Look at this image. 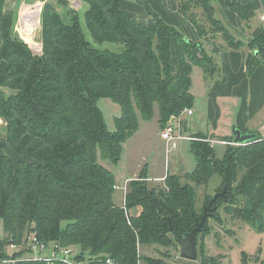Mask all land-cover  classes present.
<instances>
[{
    "label": "trees",
    "instance_id": "16d2710c",
    "mask_svg": "<svg viewBox=\"0 0 264 264\" xmlns=\"http://www.w3.org/2000/svg\"><path fill=\"white\" fill-rule=\"evenodd\" d=\"M55 1L69 8L68 0ZM80 1L88 5L84 19L93 41L121 44L120 52L93 46L77 12L69 10L71 21H67L55 4L47 2L42 11L39 56L14 37V13L5 11L6 0H0V120L7 123V143L20 158L15 161L0 153L3 242L20 248L12 255L1 252L0 260L47 264L23 259L27 253L23 240L34 225L42 241L78 247L79 261L139 264L138 243H178L171 227L185 237L202 218L194 213L189 197L192 191L175 174L167 175L165 189L158 193V189L148 187L144 171L140 179L129 183L131 191L124 206H116L115 174L99 159L113 165L121 162L124 145L139 130V115L150 121L157 107L163 130L172 116L191 110L195 102L191 93L193 69L198 67L205 76H214V56L203 41L187 38L144 0L133 1L152 17L149 24L137 22L125 12L122 3L129 0ZM168 4L191 22L206 42L219 36L226 44L218 47L219 51L246 46L219 20L212 0H168ZM260 8V0L231 4L232 11L247 24ZM199 9L202 13L198 15ZM247 46L249 70L264 64V26L253 31ZM103 98L121 109V115L114 119V131L98 105ZM193 138L197 140L190 141V151L196 166L184 178L203 186L214 175L220 176L223 189L218 192L225 188L228 192L216 202L227 215L238 214L246 224L256 226V214L244 201L248 188L245 171L264 159V137L257 135V140L246 146L232 145L235 136L221 137L220 141L228 143L223 159L217 158L209 142L212 138L203 134ZM136 207L142 211L129 218V224L128 211ZM205 229L206 224L198 240ZM243 259V264H248L246 255ZM254 260L264 264L259 256ZM220 262L221 257L202 258V264Z\"/></svg>",
    "mask_w": 264,
    "mask_h": 264
},
{
    "label": "rangeland",
    "instance_id": "374dc122",
    "mask_svg": "<svg viewBox=\"0 0 264 264\" xmlns=\"http://www.w3.org/2000/svg\"><path fill=\"white\" fill-rule=\"evenodd\" d=\"M129 1L144 10L143 6H141L140 4L136 3L133 0ZM151 9L154 10L152 7ZM70 10H73L80 15L83 32L87 40L91 42L93 46L99 49H108L114 52H120V50L122 49L121 44L109 42H105L103 44L95 43L91 37L89 29L86 26L84 14L81 15L82 9L75 8V10ZM68 12L69 11H67V15ZM128 12L131 13L130 11ZM144 12L152 21V17L147 14L145 10ZM197 13L198 15L201 14L202 10L199 9ZM67 15L65 16V18L67 19V21H71V18L67 17ZM132 18L136 19V16ZM146 19H141V21H143V23H146ZM38 22L39 25L36 27L35 31L32 32V35L33 40L38 43L41 47L40 52L34 51L32 45L28 42V39L25 36V31L23 30V25H21V23H18L17 26V31L21 35L14 34V37L16 38L17 36L20 42L25 43L35 54L40 56L42 55L43 39L41 18L38 20ZM219 40L220 37L217 36L215 40H210V43L213 42V44L215 45V42ZM199 71V68L195 67L192 73V91L195 92L197 96H199V83L201 77ZM4 91L6 92V94L11 93L8 90ZM98 105L101 111L103 112L105 121L109 129L111 131H114V119L115 117H119L121 115L120 107L108 98L100 99L98 101ZM139 121V130L124 145L123 157L118 165H113L111 162L107 160H102L101 158L99 159V162L103 166H105L107 169L116 174L117 180L121 185V189L115 190L114 197L116 199L123 197L124 191L122 188L125 185H127L129 193L131 191L129 183L132 180L140 179V176L142 173H144V171H146L148 176V178L145 179L148 183V187L150 189H158V193L160 190L162 191L165 189L164 180L167 177L166 174H180L178 175L179 177H181L180 183L184 187L192 191L190 196L188 195V193L187 195L193 201V209L195 215L198 218L203 216L205 207L208 206L215 194L221 193L218 191L220 189H223L221 187L222 180L220 176L214 175L209 181V184L203 186H197L191 181L186 180L184 178L186 172H192L196 166V158L190 151V141H180L177 150L171 152L167 158L164 142L160 143L161 138L159 134H161V127L159 124L158 108H155V113L152 120L144 121L139 115ZM7 133V123L3 120H0V153L10 155L16 161L20 158L10 149L6 140ZM197 135L199 134H196L194 136ZM193 139L197 140L196 138ZM209 142L212 146L215 145L214 148L216 151L217 158L223 159L225 155V153L223 155L224 147L213 144L212 140H210ZM156 176L162 177L157 178ZM241 177L242 174L240 175L239 180L241 179ZM127 179H131V181H126ZM242 202L243 199L241 198V203ZM213 208L215 210L212 212L211 218L207 220L205 232L199 236L198 261L190 262L182 259L180 257L181 248L177 241H175V243L168 246L164 244L155 243L148 245H141L138 243L137 254L138 257H140L139 264H202V258L204 256L209 258L221 257L220 264H243V255H246V258H248V264H255V256H259L261 261H264V232L259 233L257 230L249 229V227L253 226L250 224H246L243 220L238 217V214H236L235 216L227 215L224 212L221 203L215 202ZM141 211V207L133 208L128 211V217H137L139 216ZM257 224H259V222ZM34 227V225L30 227L31 231H34ZM229 232L231 234H229ZM4 235L5 233L3 229V220L0 219V252L4 251L8 255H12L14 251L9 246H5L3 243ZM69 247H73L75 253H79L80 251V249L76 246ZM50 253V250L44 252V254H48L49 256H51ZM24 256H30L29 251H27Z\"/></svg>",
    "mask_w": 264,
    "mask_h": 264
},
{
    "label": "crops",
    "instance_id": "0c3cea01",
    "mask_svg": "<svg viewBox=\"0 0 264 264\" xmlns=\"http://www.w3.org/2000/svg\"><path fill=\"white\" fill-rule=\"evenodd\" d=\"M144 1L165 22L176 27L187 38L194 42L203 41L207 51L215 58L217 72L214 76H205L199 68L201 74L199 96L191 88L195 102L191 109L193 114H183L184 135L191 138L196 134L207 135L213 139L212 141H218L215 143L216 145L224 147L223 155L226 150V145L219 143L221 142V137L236 136V131H241L243 134H256L264 137V64L259 63L255 68L249 70L247 63V57L250 53L247 44L251 35L257 27L264 26V22L261 21V16L264 14V0H260L261 8L250 24L242 21L231 9L232 3L245 4L247 0H212L213 6L217 9V17L219 20L225 24L229 32L237 40H242L246 43V46L239 50L224 48L221 51L217 47H225L226 45L222 39L216 41L214 45L213 42H206L207 38H200L195 26L191 22L179 12L172 11L169 8L168 0ZM47 2L55 4L57 11L63 17L67 15V11L70 9L75 10V8H81V15H85L88 9V5L80 0H68L69 8L57 5L55 0H6L4 10L14 13L15 17L14 34L21 35L17 31V26L18 23H21L22 19L28 22L41 18L42 21L43 7ZM122 5L127 14L132 15L131 17L136 16V19H134L137 22L143 23L141 19L146 18V23L144 24L152 22L139 6L126 1H123ZM255 54L258 55L257 52ZM160 143H163L161 139ZM188 173L186 172V174ZM245 175L248 180V188L244 201L254 211L257 217V223L259 222V224H256L254 227H249V229L263 233L264 159L257 162L253 167L246 169ZM115 177L116 185L121 186L116 174ZM126 181H131V179H127ZM113 200L116 206H124V195L119 199L113 197Z\"/></svg>",
    "mask_w": 264,
    "mask_h": 264
},
{
    "label": "built area",
    "instance_id": "2783aa9c",
    "mask_svg": "<svg viewBox=\"0 0 264 264\" xmlns=\"http://www.w3.org/2000/svg\"><path fill=\"white\" fill-rule=\"evenodd\" d=\"M261 21L264 22V14L261 16ZM188 113V115H192L193 112L191 110H185L179 116H172L167 124V126L161 130L160 138L164 142L165 152L168 158L169 154L175 150H177L180 141H192L194 140L191 137H187L183 133V114ZM213 144L218 141H212ZM224 145H227V142H219ZM232 145H235L232 143ZM239 146V145H238ZM115 190L121 189L120 186L115 185ZM123 191L126 199V195L128 193L127 185L123 186ZM128 223L130 224L129 217L127 216ZM23 247L29 251L30 256H24L23 259H33V260H43L47 264H56L61 262L62 264H91V261H79L77 260V255L79 253H75L73 247H63L57 242H46L42 241L35 231H27L23 240ZM10 248L14 252H18L20 250L19 247L14 244L10 245ZM51 251V256L48 254H44L45 251ZM13 252V253H14ZM18 262L17 259L8 258L4 260H0V264H16ZM110 263V261H107ZM97 264V263H92Z\"/></svg>",
    "mask_w": 264,
    "mask_h": 264
},
{
    "label": "water",
    "instance_id": "95a60500",
    "mask_svg": "<svg viewBox=\"0 0 264 264\" xmlns=\"http://www.w3.org/2000/svg\"><path fill=\"white\" fill-rule=\"evenodd\" d=\"M257 140L256 134H243L241 131H236L234 138V144L239 146H246L251 142ZM228 189L225 188L223 192L215 194L208 206L205 207L203 216L198 225L185 237L178 235V232L171 227V231H174L178 239V244L181 248L180 257L186 261L196 262L199 259L198 253V238L197 235L202 232L205 227L206 221L212 216V212L215 210L213 205L222 196H225Z\"/></svg>",
    "mask_w": 264,
    "mask_h": 264
},
{
    "label": "bare ground",
    "instance_id": "6f19581e",
    "mask_svg": "<svg viewBox=\"0 0 264 264\" xmlns=\"http://www.w3.org/2000/svg\"><path fill=\"white\" fill-rule=\"evenodd\" d=\"M21 25H23V30L25 31V36L27 37L29 43L32 45L34 51L40 52V50H41L40 45L33 40V35H32V32H34L36 27L39 25L38 20L26 22L25 19H22Z\"/></svg>",
    "mask_w": 264,
    "mask_h": 264
}]
</instances>
